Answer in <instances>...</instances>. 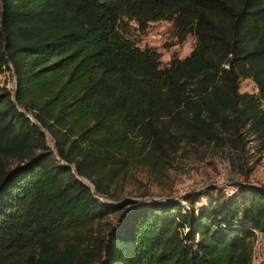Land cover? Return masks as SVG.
<instances>
[{"label":"trees","instance_id":"trees-1","mask_svg":"<svg viewBox=\"0 0 264 264\" xmlns=\"http://www.w3.org/2000/svg\"><path fill=\"white\" fill-rule=\"evenodd\" d=\"M161 21L193 39L165 65L127 36L128 23ZM4 71L14 88L0 87V264H251L262 187L100 198L113 200L109 186L164 136L240 146L244 133L264 152V0H0ZM109 216L82 249V230Z\"/></svg>","mask_w":264,"mask_h":264},{"label":"rangeland","instance_id":"rangeland-1","mask_svg":"<svg viewBox=\"0 0 264 264\" xmlns=\"http://www.w3.org/2000/svg\"><path fill=\"white\" fill-rule=\"evenodd\" d=\"M127 31V36L136 46L155 50L162 65L171 56L183 59L193 46L190 36L179 42L171 25L163 21L148 24L144 32L137 31L133 23H128ZM244 86H239V92ZM0 87L13 90L9 71L0 74ZM242 135L240 146H236L230 137L224 138L221 145H215L205 141L173 142L164 136L159 149L143 153L142 156L147 157L146 163L131 162L109 186L113 200H100L114 205L165 199L180 201L185 194L199 195L206 191L229 196L243 183L264 188V152L253 139L244 133ZM46 140L49 144V139ZM116 221V216H109L82 230V249L91 246L93 238L101 237ZM81 257L84 258L82 254ZM251 264H264V241L260 250L254 253Z\"/></svg>","mask_w":264,"mask_h":264},{"label":"built area","instance_id":"built-area-1","mask_svg":"<svg viewBox=\"0 0 264 264\" xmlns=\"http://www.w3.org/2000/svg\"><path fill=\"white\" fill-rule=\"evenodd\" d=\"M242 84H244L245 86L243 88L241 87L242 88L241 92L252 94L254 96L257 95V90H256L255 86L249 80H242L240 82V85H242ZM252 233H253V244H252V248H251V261L253 259L254 253L257 252L258 250H260V248L262 246V242H263V238H262L261 233H259L256 230H253Z\"/></svg>","mask_w":264,"mask_h":264},{"label":"water","instance_id":"water-1","mask_svg":"<svg viewBox=\"0 0 264 264\" xmlns=\"http://www.w3.org/2000/svg\"><path fill=\"white\" fill-rule=\"evenodd\" d=\"M13 88H14V82H13ZM31 121V119H30ZM34 124V122H32ZM70 169H72L71 166H68ZM81 184H83L85 187H87L88 189L92 190V186L84 179L77 177L76 178ZM153 201H157V200H153Z\"/></svg>","mask_w":264,"mask_h":264}]
</instances>
